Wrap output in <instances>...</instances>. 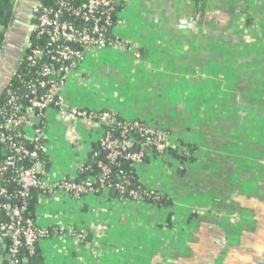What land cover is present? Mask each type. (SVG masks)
<instances>
[{
  "label": "crops",
  "instance_id": "0c3cea01",
  "mask_svg": "<svg viewBox=\"0 0 264 264\" xmlns=\"http://www.w3.org/2000/svg\"><path fill=\"white\" fill-rule=\"evenodd\" d=\"M205 1L200 14L192 0H121L113 34L125 49L87 56L64 91L70 106L167 131L170 147L194 148L192 161L135 169L161 203L38 191L34 219L52 231L38 244L42 264H264V175L249 185L255 176L242 180L234 161L244 159L225 153L259 130L250 146L261 145L254 162L264 167V0ZM11 35L0 44L4 73L16 67ZM50 120L49 168L39 167L48 186L76 178L104 135L90 118Z\"/></svg>",
  "mask_w": 264,
  "mask_h": 264
},
{
  "label": "built area",
  "instance_id": "2783aa9c",
  "mask_svg": "<svg viewBox=\"0 0 264 264\" xmlns=\"http://www.w3.org/2000/svg\"><path fill=\"white\" fill-rule=\"evenodd\" d=\"M14 1L9 0L11 4ZM120 1L40 2L36 6L30 40L16 67L0 73L1 264H19L22 248H26L31 256L36 245L52 234V231L39 227L29 212L33 190L45 193L54 188L78 198L87 193H98L110 178L109 168L98 162L100 174L95 179L80 183H75L73 179H62L54 185H46L44 172L39 167L44 166L41 157L48 134L54 128L51 113L61 116L70 114L76 120L90 118L101 125L108 124L111 129L123 123V136L137 131L147 138L145 146H153L159 153H165L170 147V135L161 128L141 120L121 122L112 112L87 111L65 102L64 91L69 84L78 80L81 65L87 56L105 49H125L124 42L113 34ZM3 31L4 28L0 26V32ZM98 143L106 153V160L111 163L123 157L134 172L143 163L141 152L123 155L127 142L119 143L111 132L104 134ZM128 186V179L123 177L114 189L119 195L139 203L149 200L157 202L160 199V194L155 190H128ZM83 235L84 232H81L78 237Z\"/></svg>",
  "mask_w": 264,
  "mask_h": 264
},
{
  "label": "trees",
  "instance_id": "16d2710c",
  "mask_svg": "<svg viewBox=\"0 0 264 264\" xmlns=\"http://www.w3.org/2000/svg\"><path fill=\"white\" fill-rule=\"evenodd\" d=\"M192 1L194 2L196 12L202 14L206 6V1L205 0H192ZM41 2H49V0H41ZM16 5H17L16 3L11 4L9 0H0V26L4 28V31L0 32L1 47H3L4 43L8 39V36L12 30L14 24L13 22L15 21L17 14ZM1 61L4 63V56L3 59L0 60V62ZM118 119L121 122H123V120H121L120 118ZM122 124L123 123H121V126H116L113 127L112 129L108 124H103L102 128L104 130V134H106L107 132H111L112 137L116 138L119 141V143L127 142L128 145L124 146L123 155L129 152H141L142 162H147L150 159L151 160H156L159 158L162 159L164 157H167V162L174 161L175 163L178 164H186L187 162L192 161L193 159L192 151L194 150V148H192L190 145L182 143L179 146L168 147L165 153H159L153 146H145L147 142V138L140 136V134L137 131H130V133L127 136H123ZM41 159L44 162V169L47 171L49 168V164L47 163L46 158L44 156H42ZM98 162H102L110 170V178L105 183V185L102 188H100L99 192H101L102 190H108L110 194L113 195L114 197L131 200L127 196L119 195L117 191L114 189L115 184L120 183L123 177L127 178L129 181V186L127 187L128 190L145 188L137 181L136 174L134 170L130 167V163L128 161H126L123 157H118L116 162L114 163L109 162L108 160H106V153L99 145V143L93 146L92 153H90L89 156H87V159L85 160L83 166L77 170L76 178H74L73 181L75 183H80V182L88 181L90 179H95L96 176L100 174V169L97 166ZM95 186L97 187L98 184H96ZM38 191L39 190L32 191L31 200L29 202V212L32 216H33V207L35 206L37 201ZM163 200L164 199L160 198L159 201L157 202L161 203ZM149 202H152V200H149ZM24 259H28V264H42L43 258L38 248V245H36L35 251L31 256L28 255L26 248H22L20 251L19 264H23Z\"/></svg>",
  "mask_w": 264,
  "mask_h": 264
},
{
  "label": "rangeland",
  "instance_id": "374dc122",
  "mask_svg": "<svg viewBox=\"0 0 264 264\" xmlns=\"http://www.w3.org/2000/svg\"><path fill=\"white\" fill-rule=\"evenodd\" d=\"M19 1L20 2H18V7H19L18 10H19L20 17H22L23 15H25L24 12H26L28 10V7L30 6V4H32L33 0H30L29 3H28V0H19ZM247 133H250L251 138L249 135L247 136V138H249L248 140H251V142L250 143L246 142V146H244L245 147L244 149L240 150L237 148V151H236L235 147H233L232 149H229V147L227 146L226 148L228 149V151L225 153L230 155V156H233L234 154H236V157H238V154H239L244 159L243 162H245V163H243V165H241L242 161H239V157H238V159H236L234 161L237 165L239 162L240 166H242L240 174L243 172L246 173V175L242 178V180H244V178L249 173H251L252 176H255L253 178V180L252 179L246 180L247 183L252 181L251 183H249V185H251L252 183H255V180H256V182H259V178L263 179V175H264L263 174L264 173V167L257 165L258 161L256 164L254 162V158H258V156H259V150L261 149V145L258 144V145H255V147L250 146V144L254 145V142H255V144L259 143L258 139H261L262 137H261L260 131L256 130V129H248ZM196 153H198V151H196ZM261 155H263V154L261 153ZM261 169H262V172H261ZM255 171H256V173H255ZM257 172H261L262 174H258ZM260 175H262V177Z\"/></svg>",
  "mask_w": 264,
  "mask_h": 264
},
{
  "label": "flooded vegetation",
  "instance_id": "af4514ba",
  "mask_svg": "<svg viewBox=\"0 0 264 264\" xmlns=\"http://www.w3.org/2000/svg\"><path fill=\"white\" fill-rule=\"evenodd\" d=\"M18 0H15L13 3H16ZM20 2V1H18ZM30 2V0H28V3ZM41 0H33L32 4H30V6L28 7V10L25 13V15H23L22 17H20L19 14V7H18V3H16V7H17V14H16V18L15 21L13 22V27L11 30V39H10V44L8 46V48H10V53H11V66L13 65H17V61L19 60L25 44H24V39H25V35L27 33V29L29 26H33L34 23V19L36 16V6L38 4H40ZM14 69V68H13ZM13 69H10L9 71H12ZM4 71L1 70L0 73H3ZM3 79L5 78V75L3 74Z\"/></svg>",
  "mask_w": 264,
  "mask_h": 264
},
{
  "label": "water",
  "instance_id": "95a60500",
  "mask_svg": "<svg viewBox=\"0 0 264 264\" xmlns=\"http://www.w3.org/2000/svg\"><path fill=\"white\" fill-rule=\"evenodd\" d=\"M31 33H32V27L29 26L28 29H27V33L25 35V41H24V44L27 45L29 40H30V36H31ZM8 259V256L5 257V260ZM0 264H1V261H0ZM23 264H28V259H24L23 260Z\"/></svg>",
  "mask_w": 264,
  "mask_h": 264
}]
</instances>
